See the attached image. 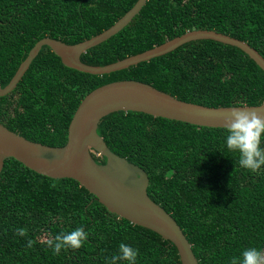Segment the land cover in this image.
<instances>
[{
	"label": "trees",
	"instance_id": "16d2710c",
	"mask_svg": "<svg viewBox=\"0 0 264 264\" xmlns=\"http://www.w3.org/2000/svg\"><path fill=\"white\" fill-rule=\"evenodd\" d=\"M137 1L0 0V87L39 40L82 42L111 27ZM192 29L245 40L264 56V0H148L126 27L81 58L110 64ZM124 79L207 106L264 103V70L240 47L217 40L190 41L105 74L68 67L44 45L17 87L0 97V122L32 141L62 146L84 97ZM223 128L123 110L104 116L98 126L113 152L147 171L150 197L179 223L199 264H230L246 247L264 249V168H241L226 149ZM77 227L88 233L81 247L53 255L46 241ZM29 239L35 241L30 248ZM121 242L138 249L137 264H181L171 240L111 212L76 179L52 178L14 157L5 160L0 264H109Z\"/></svg>",
	"mask_w": 264,
	"mask_h": 264
},
{
	"label": "water",
	"instance_id": "95a60500",
	"mask_svg": "<svg viewBox=\"0 0 264 264\" xmlns=\"http://www.w3.org/2000/svg\"><path fill=\"white\" fill-rule=\"evenodd\" d=\"M147 1L138 0L115 24L82 42L67 44L50 36L39 40L11 81L0 87V97L8 95L17 87L44 45H48L59 55L68 67L92 74H105L164 55L190 41L213 39L240 47L264 70V56L256 48L245 40L214 29L188 30L149 50L106 65H91L82 61L83 53L120 32ZM238 106L264 114V103ZM232 107H214L184 101L140 80L112 81L97 87L84 97L70 122L68 140L62 146L32 141L0 122V172L5 160L14 157L32 170L52 178L76 179L111 212L171 240L178 249L181 264H199L192 244L179 223L150 197L147 171L113 152L99 134L98 126L104 116L123 110L144 112L198 126L224 127ZM92 149L98 155L105 156L106 162H97Z\"/></svg>",
	"mask_w": 264,
	"mask_h": 264
},
{
	"label": "clouds",
	"instance_id": "9594fccd",
	"mask_svg": "<svg viewBox=\"0 0 264 264\" xmlns=\"http://www.w3.org/2000/svg\"><path fill=\"white\" fill-rule=\"evenodd\" d=\"M224 143L228 152L236 154L238 165L252 173H258L264 168V114L257 110H248L239 106L231 108V114L226 118L223 128ZM19 235H26L24 228L17 229ZM88 233L83 227L59 233L54 239L46 241L53 255H59L61 250L77 249L87 239ZM35 241L29 239L27 247H32ZM138 249L121 242L118 253L110 258L109 264L126 262L137 264ZM230 264H264V249L246 247L239 256L233 257Z\"/></svg>",
	"mask_w": 264,
	"mask_h": 264
}]
</instances>
